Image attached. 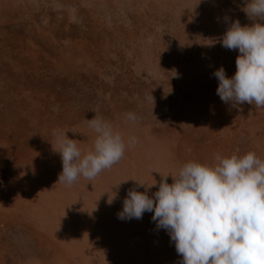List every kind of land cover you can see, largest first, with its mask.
I'll return each instance as SVG.
<instances>
[{"label":"rangeland","instance_id":"rangeland-1","mask_svg":"<svg viewBox=\"0 0 264 264\" xmlns=\"http://www.w3.org/2000/svg\"><path fill=\"white\" fill-rule=\"evenodd\" d=\"M199 2L0 0V264H181L152 213L118 218L134 181L156 180L151 195L190 161L264 160V108L225 104L213 75L236 71L224 17L253 21L244 0ZM94 116L136 143L94 180L59 183L53 130L84 153Z\"/></svg>","mask_w":264,"mask_h":264},{"label":"clouds","instance_id":"clouds-1","mask_svg":"<svg viewBox=\"0 0 264 264\" xmlns=\"http://www.w3.org/2000/svg\"><path fill=\"white\" fill-rule=\"evenodd\" d=\"M241 10L253 23L242 26L239 19L224 17L229 26L219 43L225 49L238 50L239 55L231 77L223 66L214 71L216 94L234 108L245 103L264 108V0H244ZM126 117L138 119L131 112ZM87 121L95 140L84 153L77 140L67 135L70 131L53 130L56 148L52 147L62 161L59 183L70 186L79 177L94 180L123 158L126 147L136 143L135 137L126 142L101 117ZM134 182L145 190H127L118 218L139 220L145 212L152 213L157 229L165 230L174 242L181 264H264V160L254 152L217 153L212 165L187 162L175 176H161L158 190L151 195L156 180L151 185ZM115 196L114 192L108 199L110 204Z\"/></svg>","mask_w":264,"mask_h":264}]
</instances>
